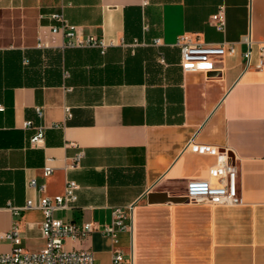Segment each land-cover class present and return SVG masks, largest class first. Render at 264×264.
I'll use <instances>...</instances> for the list:
<instances>
[{
  "label": "crops",
  "instance_id": "1",
  "mask_svg": "<svg viewBox=\"0 0 264 264\" xmlns=\"http://www.w3.org/2000/svg\"><path fill=\"white\" fill-rule=\"evenodd\" d=\"M221 5L224 30L209 22ZM58 11L83 37L106 42L105 52L66 46L51 30ZM186 33L236 51L215 71L185 72L176 43ZM263 44L264 0H1L0 253L13 248L2 236L14 222L22 247L45 246L43 213L12 208L62 194L72 179L78 200L57 212L64 221L103 226L115 208L133 207L132 230L116 241L99 230L67 239L95 264H112L114 251L124 264H264ZM39 126L44 140L32 146ZM191 143L229 155L242 204L185 200L187 183L217 160ZM80 152L79 167L68 168Z\"/></svg>",
  "mask_w": 264,
  "mask_h": 264
},
{
  "label": "built area",
  "instance_id": "2",
  "mask_svg": "<svg viewBox=\"0 0 264 264\" xmlns=\"http://www.w3.org/2000/svg\"><path fill=\"white\" fill-rule=\"evenodd\" d=\"M1 2V0H0ZM149 0H142L143 5ZM49 18L54 21L51 26L53 33L61 34L65 37V45L69 47H97L104 53L108 44L96 37H83L76 25L69 23L61 11L52 12ZM209 22L219 30H224L226 26L224 5L220 6L217 13L211 15ZM244 40L251 45L250 35H245ZM155 43H160L156 39ZM111 44V43H110ZM176 45L181 53V67L185 72H211L217 69V63L228 54L236 51L234 42H223L219 44L199 42L189 34L180 35ZM247 61L251 59V50L245 52ZM161 62H165L160 57ZM264 65V44L260 48L258 66ZM5 107L0 104V111ZM37 112L42 116L43 112L37 107ZM67 117L71 116L70 109L66 107ZM32 121H26L25 127L31 126ZM44 140V128L37 127L36 133L30 138L32 146H39ZM193 151L216 156V163L209 168L208 177L192 179L187 183L185 198L189 203L208 204L212 206L224 205L235 206L243 203L237 187L238 171L235 164L229 160L226 152H221L217 147L211 145H200L191 143L189 145ZM83 153H78L74 160L67 165L68 168H77L80 165ZM53 172L51 166L44 167L45 175ZM30 185L38 191L44 190V185H39L35 179L30 181ZM80 186L77 181L69 179L66 182L62 194L48 196L40 195L37 198H29L21 207H13V214L17 215L23 210H39L43 213L44 219L41 222V231L46 243L38 251H30L21 246L20 229L17 222H14L11 229L3 234L4 239H8L13 248L6 253H0V264H95V255L88 249H67L65 247L67 239L86 238L92 232L99 230L117 240L119 231H131L133 227V207H117L112 212V220L109 224L100 226L93 222L77 224L64 221L57 217V212L69 210L78 200V190ZM124 255L121 251H114L112 264H124Z\"/></svg>",
  "mask_w": 264,
  "mask_h": 264
},
{
  "label": "water",
  "instance_id": "3",
  "mask_svg": "<svg viewBox=\"0 0 264 264\" xmlns=\"http://www.w3.org/2000/svg\"><path fill=\"white\" fill-rule=\"evenodd\" d=\"M185 200H187V199L185 198Z\"/></svg>",
  "mask_w": 264,
  "mask_h": 264
}]
</instances>
